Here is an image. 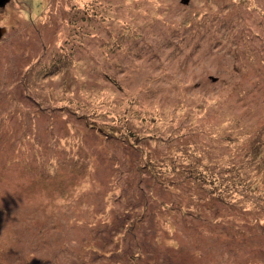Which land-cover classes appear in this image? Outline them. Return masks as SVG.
Masks as SVG:
<instances>
[{"label":"rangeland","instance_id":"rangeland-1","mask_svg":"<svg viewBox=\"0 0 264 264\" xmlns=\"http://www.w3.org/2000/svg\"><path fill=\"white\" fill-rule=\"evenodd\" d=\"M0 28V264H264V0H8Z\"/></svg>","mask_w":264,"mask_h":264},{"label":"water","instance_id":"water-1","mask_svg":"<svg viewBox=\"0 0 264 264\" xmlns=\"http://www.w3.org/2000/svg\"><path fill=\"white\" fill-rule=\"evenodd\" d=\"M8 0H0V6H3ZM184 2H187V0H183ZM4 29L0 28V37L3 33Z\"/></svg>","mask_w":264,"mask_h":264},{"label":"trees","instance_id":"trees-1","mask_svg":"<svg viewBox=\"0 0 264 264\" xmlns=\"http://www.w3.org/2000/svg\"><path fill=\"white\" fill-rule=\"evenodd\" d=\"M216 181H217V185H218V178L217 179H215ZM232 192H233V190H232ZM214 194H216V192L214 191Z\"/></svg>","mask_w":264,"mask_h":264}]
</instances>
